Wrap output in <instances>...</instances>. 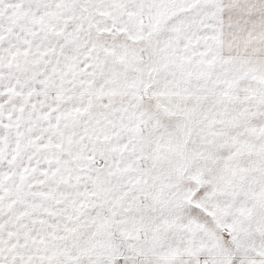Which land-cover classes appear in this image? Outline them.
Segmentation results:
<instances>
[{"label":"snow or ice","instance_id":"snow-or-ice-1","mask_svg":"<svg viewBox=\"0 0 264 264\" xmlns=\"http://www.w3.org/2000/svg\"><path fill=\"white\" fill-rule=\"evenodd\" d=\"M0 264H264V0H0Z\"/></svg>","mask_w":264,"mask_h":264}]
</instances>
